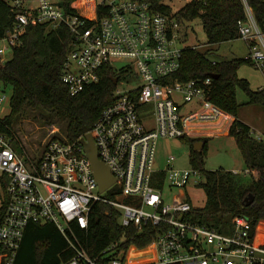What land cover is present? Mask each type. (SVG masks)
<instances>
[{
    "label": "built area",
    "instance_id": "1",
    "mask_svg": "<svg viewBox=\"0 0 264 264\" xmlns=\"http://www.w3.org/2000/svg\"><path fill=\"white\" fill-rule=\"evenodd\" d=\"M4 1L15 22L0 37V62L22 45L28 26L38 21L50 29L65 26L73 36L61 73L72 95L98 83L106 69L113 71L112 80L117 77L113 101L89 132L116 181L100 189L86 152L87 134L71 140L59 127L30 153L0 131L1 204L6 202L0 264L15 263L31 223H53L67 237L75 255L61 264H140L127 257L142 251L149 257L142 264H264V220L254 226L248 217L236 215L230 230L221 231L191 220L193 206L184 194L166 199V185L201 183L202 171L175 167L172 154L157 163L159 141L220 136L234 119L209 98L213 76H175L183 51L195 47L177 17L156 9L152 0ZM243 2L246 19L239 21L240 35L264 71V31L248 1ZM7 100L6 94L0 97V106ZM99 202L118 209L124 226H155V251L118 249L114 242L103 260L92 258L71 224L87 227Z\"/></svg>",
    "mask_w": 264,
    "mask_h": 264
},
{
    "label": "trees",
    "instance_id": "2",
    "mask_svg": "<svg viewBox=\"0 0 264 264\" xmlns=\"http://www.w3.org/2000/svg\"><path fill=\"white\" fill-rule=\"evenodd\" d=\"M152 1L156 9L177 17L186 37L188 23L199 19L209 43L241 38L239 21L246 19L243 0H191L175 12L165 4V0ZM247 1L264 31V0ZM14 22V12L4 0H0V37L13 27ZM72 41L73 36L67 27L50 29L33 21L23 36L22 45L14 49L11 58L0 62V83L12 90L11 110L5 117H0V131L12 137L19 149L13 126L27 108L41 109L49 114L47 120L57 119L66 123L60 129L74 140L92 130L103 108L114 99L113 71L109 69L105 70L98 83L75 95L69 92L61 73ZM213 60L208 53L187 47L175 76L187 80L218 75L214 77L209 98L235 117L229 127V135L235 138L242 153L245 173L223 167L215 170L205 168L211 137L182 139L190 145L193 167L200 169L205 177L202 187L206 192V203L198 207L189 199L193 206L190 219L229 231L236 215L248 217L254 226L264 220V139H257L251 126L239 119L241 104L237 99V90L241 88L248 96L247 104L264 107V89H252L249 80L238 74L243 63L255 65L250 55L215 60V63ZM198 140L204 142L201 150L194 149ZM249 195H253L254 200L246 204L245 199ZM5 211L4 201L0 206V221ZM71 226L89 255L98 260L105 258L104 250L114 242H118V249L129 251L135 247L155 251L156 227L149 224L138 230L134 226H124L120 222L119 210L107 203L94 205L87 227H80L77 223ZM74 255L75 250L69 240L55 224L31 223L25 231L14 264H61Z\"/></svg>",
    "mask_w": 264,
    "mask_h": 264
},
{
    "label": "rangeland",
    "instance_id": "3",
    "mask_svg": "<svg viewBox=\"0 0 264 264\" xmlns=\"http://www.w3.org/2000/svg\"><path fill=\"white\" fill-rule=\"evenodd\" d=\"M165 4L169 5L173 11H178L189 0H165ZM187 40L196 49L208 53V56L215 60L244 58L249 56V44L244 38L228 40L221 43H209L206 32L204 31L199 19H195L188 23ZM12 52L6 54L7 59L11 58ZM238 74L240 77L247 78L250 86L254 90H258L264 86V71L260 67L249 62L243 63ZM11 88H4L0 83V97L4 94L11 96ZM237 99L241 104L239 109V117L251 125L252 130L264 138V107L256 104H247L248 96L241 89L237 90ZM11 110L10 100L5 101L0 106V117H5ZM49 114L41 109L27 108L25 113L16 121L13 126L15 138L18 141L19 147L30 153L38 150L48 134L57 128H64L66 123L60 122L57 119L47 120ZM229 131H225L220 136H211L207 155L205 158V168L215 170L218 168H225L227 170H237L245 173V161L240 149L238 148L235 138L228 135ZM205 137V136H204ZM203 138V137H200ZM202 141V140H198ZM204 147V145H203ZM202 147V149H203ZM169 154L175 156L173 161L177 168H191L193 162L191 161L190 145L180 139H161L158 143L157 163L164 160ZM166 160V159H165ZM205 181L204 174H202L201 183L194 181L189 182L186 187H174L169 189L166 185L164 192L166 199L172 201L175 197L184 194L195 206H204L206 203V192L202 187V182ZM3 197V186L0 181V206ZM264 231V226L262 227ZM130 262L145 263L149 257L141 252V254H132L127 257Z\"/></svg>",
    "mask_w": 264,
    "mask_h": 264
},
{
    "label": "water",
    "instance_id": "4",
    "mask_svg": "<svg viewBox=\"0 0 264 264\" xmlns=\"http://www.w3.org/2000/svg\"><path fill=\"white\" fill-rule=\"evenodd\" d=\"M214 77L217 78L218 75H214ZM113 81L114 83H116L117 77H114ZM85 139H86L85 140L86 152L88 158L92 162L94 175L100 185V189L105 190L107 187L112 185L116 181V179L111 173L109 166L103 160L100 159L98 155V148L95 144L92 134L87 133ZM203 145H204L203 141H197L194 144V149L201 150ZM245 200H246V204H250L253 202L254 197L253 195H249L248 197H246Z\"/></svg>",
    "mask_w": 264,
    "mask_h": 264
},
{
    "label": "crops",
    "instance_id": "5",
    "mask_svg": "<svg viewBox=\"0 0 264 264\" xmlns=\"http://www.w3.org/2000/svg\"><path fill=\"white\" fill-rule=\"evenodd\" d=\"M238 117H239V113H238ZM233 118H235L234 116H233ZM239 119H241L240 117H239ZM242 120V119H241ZM242 121H244V120H242ZM245 123H247L248 125H250L248 122H246V121H244ZM251 126V125H250ZM229 135V134H228ZM225 169V168H224ZM227 170V169H226ZM232 171H235V172H239V171H237V170H232Z\"/></svg>",
    "mask_w": 264,
    "mask_h": 264
},
{
    "label": "bare ground",
    "instance_id": "6",
    "mask_svg": "<svg viewBox=\"0 0 264 264\" xmlns=\"http://www.w3.org/2000/svg\"><path fill=\"white\" fill-rule=\"evenodd\" d=\"M143 253V252H142Z\"/></svg>",
    "mask_w": 264,
    "mask_h": 264
}]
</instances>
